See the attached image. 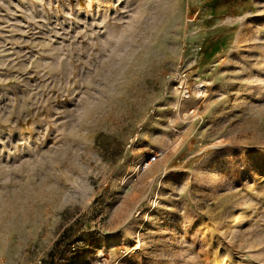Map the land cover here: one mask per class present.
<instances>
[{
  "label": "rangeland",
  "instance_id": "1",
  "mask_svg": "<svg viewBox=\"0 0 264 264\" xmlns=\"http://www.w3.org/2000/svg\"><path fill=\"white\" fill-rule=\"evenodd\" d=\"M60 236L264 264V0H0V264Z\"/></svg>",
  "mask_w": 264,
  "mask_h": 264
},
{
  "label": "trees",
  "instance_id": "2",
  "mask_svg": "<svg viewBox=\"0 0 264 264\" xmlns=\"http://www.w3.org/2000/svg\"><path fill=\"white\" fill-rule=\"evenodd\" d=\"M63 237H59L56 240V245L55 248L51 251L52 253V258L51 262L57 263V264H62L67 262L69 259H71V254H72V249L70 247L69 243H63Z\"/></svg>",
  "mask_w": 264,
  "mask_h": 264
},
{
  "label": "built area",
  "instance_id": "3",
  "mask_svg": "<svg viewBox=\"0 0 264 264\" xmlns=\"http://www.w3.org/2000/svg\"><path fill=\"white\" fill-rule=\"evenodd\" d=\"M181 66V65H180ZM179 71H181L180 69H179ZM186 74H187V72L186 71H182V72H180L179 73V77H181V79H182V82L179 84V87L180 88H182L183 86H184V84H183V82H184V77L186 76ZM81 260V262H82V264H86L87 262H86V259H80ZM35 264H45V261H44V259H43V256H40L38 259H37V261L35 262ZM52 264H54V263H52ZM56 264V263H55ZM64 264H77L76 263V261H71V260H68L67 262H65Z\"/></svg>",
  "mask_w": 264,
  "mask_h": 264
}]
</instances>
